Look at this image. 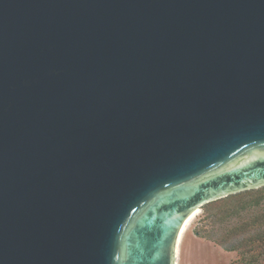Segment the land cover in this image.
<instances>
[{"label":"water","instance_id":"1","mask_svg":"<svg viewBox=\"0 0 264 264\" xmlns=\"http://www.w3.org/2000/svg\"><path fill=\"white\" fill-rule=\"evenodd\" d=\"M263 187L264 0H0V264H175Z\"/></svg>","mask_w":264,"mask_h":264},{"label":"rangeland","instance_id":"2","mask_svg":"<svg viewBox=\"0 0 264 264\" xmlns=\"http://www.w3.org/2000/svg\"><path fill=\"white\" fill-rule=\"evenodd\" d=\"M264 187L208 204L184 234L178 264H264Z\"/></svg>","mask_w":264,"mask_h":264},{"label":"bare ground","instance_id":"3","mask_svg":"<svg viewBox=\"0 0 264 264\" xmlns=\"http://www.w3.org/2000/svg\"><path fill=\"white\" fill-rule=\"evenodd\" d=\"M198 214H199V210L195 211V212L190 216L191 219L188 218V219L184 222V224H183V226H182V228H181V229H183V231L180 230V232H179V234H178V238H177L176 246H175V247H176V248H175V258H176V260H175V264H178L179 248H180V245H181V242H182L183 236H184V234L187 232V230H188V228H189L191 222L194 220V218H195Z\"/></svg>","mask_w":264,"mask_h":264},{"label":"trees","instance_id":"4","mask_svg":"<svg viewBox=\"0 0 264 264\" xmlns=\"http://www.w3.org/2000/svg\"><path fill=\"white\" fill-rule=\"evenodd\" d=\"M260 241H261V245H263L264 244V236Z\"/></svg>","mask_w":264,"mask_h":264},{"label":"snow or ice","instance_id":"5","mask_svg":"<svg viewBox=\"0 0 264 264\" xmlns=\"http://www.w3.org/2000/svg\"><path fill=\"white\" fill-rule=\"evenodd\" d=\"M189 219H191V217H189ZM181 231H183V229H181Z\"/></svg>","mask_w":264,"mask_h":264}]
</instances>
